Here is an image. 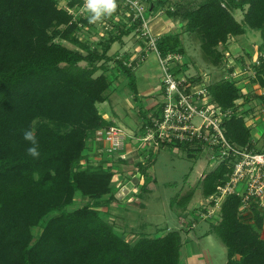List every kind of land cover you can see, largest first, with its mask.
Here are the masks:
<instances>
[{"label":"trees","instance_id":"16d2710c","mask_svg":"<svg viewBox=\"0 0 264 264\" xmlns=\"http://www.w3.org/2000/svg\"><path fill=\"white\" fill-rule=\"evenodd\" d=\"M149 1L152 6L167 5L168 17L183 22L185 31L199 38L204 57L213 66L225 58L220 46L226 49L231 37L246 34L248 28L260 32L264 51V0H202L193 8H181L174 1L173 5L166 0ZM82 4V0L68 3L71 8ZM235 11L243 12L242 21L236 19ZM86 22L76 20L60 6V0H0V264H180L182 233L172 230L160 237L142 235L127 241L108 220L109 214L100 210L115 199L112 168L104 162L82 166L88 141L111 125L98 109L112 86L105 68V63L115 60L109 52L113 44L141 26L138 21L123 27L119 35L100 42L98 52L78 36L80 25ZM157 48L162 57L186 52L179 32L158 37ZM259 61V65L252 63L255 77L251 82L264 88V55ZM116 62L128 77L134 101L141 102L133 65L125 58ZM185 66L178 64L174 72H184ZM208 92L225 110L244 98L228 79L210 84ZM143 107L139 113L145 124L152 125ZM30 127L39 142V158L26 152L29 142L23 133ZM224 127L231 143L254 147V133L245 118L233 115ZM164 145L190 147L179 142ZM138 166V174L148 181L151 175L145 168L150 165L140 162ZM229 172L227 162H222L206 174L203 196H214ZM147 181L142 184L144 191L152 188ZM194 194L193 190L174 198L172 206L181 209L180 215ZM78 196L89 202L67 211ZM240 207L239 195L226 196L211 233L227 249L225 264H264V211L253 203L245 216ZM41 225L42 232L34 241L32 230ZM188 225L189 234L194 227Z\"/></svg>","mask_w":264,"mask_h":264},{"label":"rangeland","instance_id":"374dc122","mask_svg":"<svg viewBox=\"0 0 264 264\" xmlns=\"http://www.w3.org/2000/svg\"><path fill=\"white\" fill-rule=\"evenodd\" d=\"M201 1L202 0H166V2H170V4H172V2L175 4H179L181 8L196 7ZM66 2L67 0H60V6L65 8V6L67 5ZM143 6L146 9V16L151 21V23L153 22L152 16H156L154 17L156 18L154 21L157 22H153L152 25L150 24L151 32L153 35L156 36L157 30H159L156 27L160 29L162 27H165L164 29L165 31H167L165 32L166 34L173 32L181 33L182 38L184 40V47L186 50L185 55L182 56L184 57L186 70H184V72H182L181 74L185 75L188 81L191 82L193 85L199 84L204 81V85L206 87L214 82L223 79L234 81L244 93V98L241 99V102L239 103L242 106L245 105L244 108L248 110V114H253L255 119H253L252 124L256 125V130L260 133V135H264V101H261L257 98L255 99L256 95L258 96V94L254 92L256 91V87L252 85L251 82L254 73L252 63L254 60L258 59V56L264 55L260 32L248 28L246 34L242 36L231 37L228 42V45L226 46V49L224 46H220L219 48L225 53V58L223 62L219 66H213L211 63L206 61L203 51L201 49V42L199 38L194 34L192 35L187 33L185 31V26L183 22H181L180 20H173L168 17V15L165 13V8L167 7V5H155L153 10V12H155V15L153 14V12L150 11L149 0H144ZM127 14L124 12L121 14L122 24H120V26H107L108 29H106L105 26H102L103 22L111 24L118 23L120 20H115L114 17L107 16L99 22L89 23L87 16H78L77 20L81 18L87 21L86 24L80 25L81 30H79L78 36L81 39L87 41L94 50L101 52V48L99 47L100 42L108 40L109 37H111L113 34L115 35V33L120 31L123 27L128 26L130 20ZM234 14L238 21H242L243 12L235 11ZM167 19H170L169 21H171L169 22V26L165 25V20ZM140 38L142 39L141 41L145 43L146 47H148L147 39L142 37L140 32H138L137 30L135 34L131 36L130 42L134 40L136 41V39L139 40ZM62 44L71 49H76L75 46L67 42H62ZM116 46H119V42L115 44V47ZM115 51L110 50L109 52V55L111 57H114L115 60L105 63L107 75L112 80V86L107 91V94H111L113 89L115 88V92H113L115 95L112 96V98L107 102L103 104H98V109L100 113L106 112L110 116H113L114 114L119 116L120 121H118L116 125L122 126L130 135H133V138L130 139V141L128 142V152L125 154V159H120L118 155H115L112 158L115 162V165H117L115 169H112L114 174L116 175V180H119L117 174H127L130 171L133 173V175H130V177L128 176L126 179H124V176L121 177L120 179L123 180H121L120 184L118 185V181H116L114 185L116 187L118 185V197L123 200L128 196L129 192L128 190H121L125 186L122 185V183H127L129 188H132L134 186L133 188L135 189L137 187L136 184L138 185L139 181L135 183L133 179L139 177L138 172H140L139 168H141L138 166V163L142 162L146 165H150L148 169H146L145 167L144 168L145 173L151 175V177H148V181H150V184H152V188L150 192H146L145 194H143L142 199V202L148 199L147 201L149 208L147 211L136 210L133 212L137 213V217H141V220L143 222L146 223V221L149 220L148 224L146 225L148 226L147 231L144 228L145 233L150 232L149 229H152V226L150 225V223L152 222L154 224V229H152V232L148 234H150L151 237H160L169 229H182L179 219L181 209L172 206L174 198L177 195H180V193H182V196H184L190 191L200 190L202 177L206 173L216 169L219 166L220 162L217 160V162L213 161V158L215 157V150L210 147L198 148L186 146L187 148L184 147V149L182 150V148H178L175 146H166L164 145V143L161 142L159 147H154V143L157 142V139L150 140L142 145V142H140L138 139L147 136V124H145L147 122H144L145 120L143 119V116H141V114L139 113V109L141 106H144L143 104L145 100H147V97H142L140 93L144 90H147V88H155L156 86L161 84L158 87L157 92H153V94H151V98H153V100L157 102V106L155 105V108L153 109L154 114L150 116V120L151 122H153V119L158 117L161 113L162 108L161 102L163 100V76L161 71V65L159 63L158 56L154 52L150 51L147 59L143 62L142 66L138 67V69L134 72L137 87L139 90V99L141 100V102L138 103L135 102L134 98L132 99V97L130 96L131 90L128 86V77L126 76V74L122 73L117 67L116 61L117 59L120 60L122 58V52L120 49L117 52ZM117 55L121 58H117ZM98 64L101 65L103 64V62H99ZM241 64H244L245 67L242 68ZM82 65H85V63H82ZM101 72L102 71H100L98 74H100ZM199 78L202 79L201 82L199 81ZM119 95H121V97ZM123 95L125 97L127 96L126 99L125 97H122ZM117 98H119L120 101H122L126 105L125 111L127 115H122L124 110L115 102ZM240 104H238V106ZM241 111L239 113H241ZM127 116L129 117L130 121H126L127 123H125L124 119L127 118ZM133 119L136 124H134ZM144 124L146 126H144ZM92 139L94 140V137ZM146 144L147 146H145ZM257 147L258 149H261L262 146L257 145ZM102 148L99 149L100 153ZM188 155L193 156V158L196 159L194 160L192 158H189ZM100 158L101 157L98 154V161L96 162L97 164H99ZM153 160H155V162H152ZM126 165L127 167H124ZM83 167L86 168L88 166L84 165ZM122 167H124L126 170L123 171ZM146 178V176L143 177L142 174L140 175V179H143V184H145V182L147 181ZM243 187L244 186L241 184L239 186V190H243ZM202 195L201 192L198 191V193L195 194L194 202L192 201L193 207L199 206V208H191L192 212L194 210H197L198 216H192L191 212L187 213L189 214L187 215V223H189L190 226L194 225V222H192V220H198L196 233L200 239L202 235L201 233L203 232L202 230L205 228H211V223L209 221L200 220L202 218L201 213L206 210L201 206V201L203 199ZM117 199L119 198H116V200ZM88 202L89 200L87 198L78 196L76 197L74 204L71 207L67 208V211H73L79 207L85 206ZM116 202H118V200ZM55 214L56 213L51 214L50 217L46 218L43 221V223H45L49 218H51ZM245 216H247V213L245 214ZM107 218L110 222L114 221V219L110 216H107ZM209 219L211 220V218ZM113 223L116 224L115 222ZM42 225L35 227L32 230L34 241L37 240V238L40 236L42 232ZM117 225L120 226L119 224ZM117 225L115 226L117 227ZM128 226L129 227L126 229L127 232L130 233L132 230V224H128ZM158 226L160 227V229L155 230ZM132 234L133 233H130V235ZM148 234H146L145 236H149ZM130 235L128 237L131 238L130 242H134L138 238V235L136 233L133 234L136 236L134 238ZM262 236H264V231H262ZM197 246L198 251L203 252L206 259L209 261V264H225L227 262V249L216 234L213 233L210 239H202ZM187 250L189 249L185 247L183 248L182 259L185 257V252H187Z\"/></svg>","mask_w":264,"mask_h":264},{"label":"built area","instance_id":"2783aa9c","mask_svg":"<svg viewBox=\"0 0 264 264\" xmlns=\"http://www.w3.org/2000/svg\"><path fill=\"white\" fill-rule=\"evenodd\" d=\"M70 1L67 0L65 9L76 20L78 16H87L83 9L84 0H82V5H76L74 8L69 7L68 3ZM143 4L144 0H117V9L110 16L120 21L111 24L102 23V26H105L106 29H108L107 26L110 27L111 25L120 26L122 24L121 14L123 12L127 14L128 12L127 16L130 20L128 26L138 21L141 22V26L137 28V31L147 39L149 50L158 56L161 65L162 86L164 88L161 113L153 119L152 125L146 126L147 136L138 140L143 145L150 140L157 139L154 147H159L160 142L164 144L179 142L189 143L190 147L213 148L215 150L213 161H219V164L227 162L231 170L227 175L228 180L226 183L219 186L217 193L213 196L214 206H219L226 196L237 194L241 197L240 212L242 214L245 215L253 203L258 204L264 211V141L260 144L261 149H258V143L253 137L254 147L248 145L245 147L237 146L227 139L224 127L227 119L237 115L245 118L247 125L255 133L256 125L252 124L253 119H255L253 114H246L248 110L239 103L241 99L237 100L235 108L223 109L212 101L208 86L204 85V81L193 85L185 75L174 72L177 65L182 62L183 57L179 54L161 56L157 48L158 37L151 32V21L146 16V9ZM253 62L259 65V56ZM254 77L255 71L253 73ZM238 104L240 105L238 106ZM240 111L241 113H239ZM132 138L133 135H130L125 128L116 124L99 129L94 137L96 141L105 145L101 150V154L106 155L111 160L115 155H118L122 160L125 159V154L128 152L127 145ZM96 162L88 163L87 166H99L100 163L97 164ZM84 165L82 164V166ZM106 166L109 167L110 165ZM110 167L113 168L112 165ZM130 175L132 176L133 173L129 171L127 174H117V177L121 181V177L124 176V179H126ZM138 175L139 177L136 178H140V174ZM142 182L143 179H140L139 183L143 184ZM241 184L244 186L243 190H239Z\"/></svg>","mask_w":264,"mask_h":264},{"label":"crops","instance_id":"0c3cea01","mask_svg":"<svg viewBox=\"0 0 264 264\" xmlns=\"http://www.w3.org/2000/svg\"><path fill=\"white\" fill-rule=\"evenodd\" d=\"M150 7H151L150 8V11L153 12L155 6H152L151 3H150ZM153 14L155 15V12H153ZM154 17H156V16H154ZM154 17L152 16V21L153 22H157V21H154L156 19ZM169 20L168 19L165 20V25L166 26H169V22H171ZM153 22L151 23V25L153 24ZM128 27L129 26H127L125 28H128ZM156 28L159 29V30H157L156 36H161V35L163 36V35L166 34L165 32H167L164 29L165 27H162L161 29L158 28V27H156ZM120 31H118L117 33H115V35H119ZM135 32L136 31H133L131 34H129L127 36H124L120 41H117L116 42V43L119 42V46H116L115 47V44H116L115 43V44H113V46L111 48V50H113V51L116 50L115 52H117L119 49L121 50V52H122V55H121L122 58H125V60H126V62H127L128 65H133V72H135L138 69V67L142 66L143 62L147 59V57L149 55V52H150V50L148 49V47H146L145 43L143 41H141L142 40L141 38L139 40L136 39V41L134 40L135 43H134V41L130 42L131 36L134 35ZM117 58H121V57H119L117 55ZM183 64H185L184 57H183L182 62L179 65H183ZM185 70H186V68H185ZM160 85L156 86L155 88H147V90H144V91H142L140 93V95L142 97H147V100H145V102H144L143 105H144V109L148 110L147 117L149 119H150V116L152 114H154V110L153 109L155 108V105L157 103L156 101L153 100V98H151V94H153V92H157L158 87ZM252 85H254L256 87V91H254V92L256 94H258V96L256 95L255 99L257 98V99H259L261 101H264V88H261V87H259L256 84H252ZM113 92H115V88L113 89V91H112L111 94L110 93H108V94L106 93V96H107L106 102L108 100H110L112 98V96L115 95ZM119 96L121 97V95H119ZM130 96L133 99V95H132V92L131 91H130ZM122 97H125V96L123 95ZM126 97H125V99H126ZM115 102L117 103V105H119V106H121L123 108L124 112L122 113V115H127V113L125 111V109H126L125 106L126 105L122 101H120L119 98H117L115 100ZM100 114L110 124H117V122L120 121L119 116H117L115 114L113 116H110L106 112H103V113L101 112ZM124 121H125V123H127L126 121L129 122L130 121L129 120V117L127 116V118H125ZM133 121H134V119H133ZM263 122H264V120H263ZM134 124H136L135 121H134ZM253 138L257 141L256 143H258V145H260L264 141V135H260V133L257 130L253 134ZM104 146L105 145L103 143H98L97 141H95V139L94 140L93 139H90L88 141L87 146H86V149L84 151V155L86 157L83 160L82 164H85V166H87V164L88 163L90 164L92 161H98L97 156L99 154L100 157H101L100 158V162H99L100 164L102 162H104V166H106V165H110L111 166L112 165L113 166L112 169H115L117 167V165H115V162L113 161V159L112 160L111 159H108V157L106 155H102L100 153V151H99V149L102 148V147L104 148ZM192 159L195 160L196 158H192ZM124 167H127V165L124 166ZM124 167H122L123 168L122 169L123 171L126 170ZM208 173H206V174H208ZM206 174L201 179V187H200V190H196L195 191V194L198 193V191L201 192V195L203 194L202 193V181H203L204 177L206 176ZM133 180H134L135 183L138 181L136 178H134ZM120 182L121 181L118 180V182H117L118 185L120 184ZM118 185H117V187H118ZM124 185L125 186L121 190L122 191L128 190V192H129L128 196L126 198H124L123 200L120 197H118L119 196V193H117V192L119 191V189L115 186V194H116L115 197L116 198H119V199H117L118 202H116L117 200L115 198L114 201H112L107 206L101 207L100 210L103 211V212H107L109 214V216L114 219L113 222L116 223L114 225H117V224L120 225V226L117 225V227L115 226L116 229L118 231L124 233L125 234V237H126V240L130 242V239L131 238H128L129 235H130V233H133V234L136 233L138 235V238H139L142 235H146L148 233H151L152 232L151 230L154 229V224L151 222L150 225L152 226L151 227L152 229H149L150 232H146L145 233L144 232V228L147 231V227L148 226H146V225L148 224L149 220H147L146 223H145V222H143L141 220V217H137V213H134L133 212V211H136V210L137 211H139V210L140 211H147L148 210V208H149L148 207V201H147L148 199L145 200L144 202H142V199H143V194H145L146 192H150L151 190L144 191L143 188H142L143 185L141 183H139L138 185H136L137 187L135 189L133 188L134 186L132 188H129V186H128L127 183L124 184ZM195 194H194V197H195ZM121 196H122V194H121ZM180 196H182V193H180ZM194 197L192 199L193 202H194ZM202 197H203V199L201 201V206H202V208L206 209L207 211L205 210L203 213H201L202 218L200 220L209 221L211 223V225H212V223H216L217 221H219V210H220V207H221V204H222L223 200L220 202L219 206H212L211 205V202L212 201L214 202L213 196L212 197H209V198H205L202 195ZM107 198H108V196L105 197L106 200H107ZM192 201L188 205L187 210L184 211L182 213V215L179 216L180 224H181V228L182 229H180L178 231H180L182 233L183 240H184L183 247L181 249V262H180V264H209V261L206 259V257L203 254V252L202 251H198V246L197 245L200 243V241L202 239H205V238L210 239L211 238V235L213 234V233H211V228L210 229L209 228L208 229H206V228L203 229L202 230L203 232L201 233L202 234L201 235V239H200L198 237L197 233H196V228L198 226V224H197L198 223V220L194 219V220H192V222H194V225H193L194 231L190 232L189 234L187 233V231L189 230V227H188L189 225L187 223V217H188L187 215H189V214H187V213H190L191 212V215L192 216H194V215L198 216L197 210H194L193 211L194 213H193L192 210H191V208H196V207L199 208V206L193 207V202ZM122 205L124 206V208H123ZM189 210H191V211H189ZM209 213H211V214L209 215ZM204 215H206V217H204ZM209 218H211V220ZM207 219H209V220H207ZM128 224H132V227H131L132 230H131L130 233L127 232V229H126V228L129 227ZM157 229H160V227L158 226L155 230H157ZM172 230L169 229L167 232L172 231ZM166 233H164V234H166ZM133 234L130 235V236L133 237V238L136 237ZM148 235L150 236V234H148ZM184 247L187 248V249H189V250H187V252H185V257L182 259V250H183Z\"/></svg>","mask_w":264,"mask_h":264},{"label":"clouds","instance_id":"9594fccd","mask_svg":"<svg viewBox=\"0 0 264 264\" xmlns=\"http://www.w3.org/2000/svg\"><path fill=\"white\" fill-rule=\"evenodd\" d=\"M83 9L87 13L88 22L96 23L116 11L117 0H84ZM23 136L29 142L26 148L27 154L33 158H39V142L34 129L31 127L26 129Z\"/></svg>","mask_w":264,"mask_h":264}]
</instances>
